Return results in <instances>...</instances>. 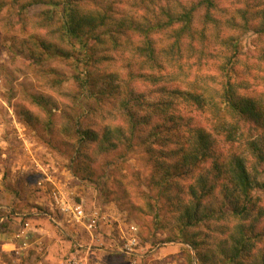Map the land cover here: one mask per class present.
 <instances>
[{
  "label": "rangeland",
  "instance_id": "374dc122",
  "mask_svg": "<svg viewBox=\"0 0 264 264\" xmlns=\"http://www.w3.org/2000/svg\"><path fill=\"white\" fill-rule=\"evenodd\" d=\"M189 9L188 27L182 28L184 21L174 22V32L154 27L156 18L167 21L164 12ZM73 10L90 20L89 27L105 17L89 33L87 60L76 38L58 37L64 14ZM263 22L264 0H0V218H8L0 220V244L11 238L10 223L20 213L43 218L42 230L27 245H0V264H60L67 257L70 264L73 256L79 264H202L198 253L210 255L205 264H237L230 255H216L223 246L229 251L231 236L253 220H260L255 233L264 229V191L253 189L252 209L235 215L232 193L250 203L226 174L218 175L217 165L240 155L251 176L263 182L264 161L251 149L264 144V120L226 115L216 121L211 103L198 108L180 102L165 111L177 121L153 113L154 126L138 125L130 142L118 131L107 132L126 125L121 100L132 96V88L154 104L161 101L157 84L196 88L213 106L219 104L227 75L222 66L230 58L237 70L229 73L235 90L264 100ZM142 25L149 29L142 31ZM145 36L154 42L148 63L146 55L143 62L138 56ZM46 40L52 41L50 49ZM87 73V83H81ZM186 122L211 134L212 151L200 157L192 175L176 179L177 155L165 152L196 146L197 137L181 125ZM233 127L237 134L229 140ZM152 129L159 135L153 138ZM201 173L215 185L205 204L215 216L184 230L181 214L194 202L189 185ZM54 193L82 204L90 219L78 221L52 207ZM62 242L69 247L63 249ZM252 243L257 261L264 235Z\"/></svg>",
  "mask_w": 264,
  "mask_h": 264
},
{
  "label": "trees",
  "instance_id": "16d2710c",
  "mask_svg": "<svg viewBox=\"0 0 264 264\" xmlns=\"http://www.w3.org/2000/svg\"><path fill=\"white\" fill-rule=\"evenodd\" d=\"M169 11L164 12L167 15V21L164 22V20H158L156 18L157 23L154 27H157L160 30L168 29L172 30L173 32L176 31V26L174 25V22L176 21H184L183 27H188L189 22L191 21L193 9L184 10L180 13H172ZM78 15V16H77ZM93 15H99V14H93ZM101 16V17H100ZM99 18L105 19L104 15H100ZM146 19V24H148L149 20H151L149 23H152V19ZM99 22H93L92 26L90 25V20L84 16V14L78 13V11L73 10L72 12H68L67 14H64L63 17V24L61 29H59L58 37L62 39V41L66 42V39L63 37L65 35L70 37H74L78 40V42L81 45V54L84 57V60H87V58H90V55L87 53L88 50V44H89V33H92V30L97 29L100 25L104 24V20ZM122 26H119L118 29H120ZM141 27V28H140ZM138 28H140L142 31L146 32L149 28L145 25H142ZM147 28V29H146ZM259 31L264 34V22L263 25L260 26ZM180 34V32H179ZM63 37H62V36ZM145 45H140L138 47L140 54L138 53V56L141 57L140 61L143 62V55H146V62L150 61L153 57L154 53L152 51V47H154V42L152 39L145 36ZM46 43V48L50 49L53 44L52 41L44 42ZM113 43L115 44V47L121 46V42L117 39L113 40ZM179 42L177 41L175 43V47L178 48ZM58 49V45L56 46ZM151 56V57H150ZM101 63V62H99ZM144 64V63H143ZM235 60L233 61L231 58L224 63L222 66V71H225L226 76V82L223 86L222 94L220 96L221 102L218 104L216 101L213 106L212 99L208 100V98H205L200 94V92H197L196 88L191 89H182L179 88L178 85H158V92L161 95L160 102H155L157 105L158 110H153L156 105L154 102H147L145 101V98H143L144 92L138 91L135 88H132L131 94L129 98H122L121 103L124 106L123 108H126V125H119L115 126L112 130H108L107 133H113L114 131H118L123 137H125L126 141L130 142L132 140V136L134 132L136 131L138 125L143 124L145 127L147 126H154V122L152 119H149V116H152L153 113H163L166 114V118L169 120L177 121L179 117L175 115H167L165 111L173 108L174 104H179L180 102H189L192 103V105L198 106V108L207 107L209 103H211L212 109L214 112V118L216 121H223L222 119L226 115H240V117H248L250 119H253L255 121H263L264 120V100H256L254 97L247 96L246 94L239 93L235 90L232 77L229 73H236L237 70L235 68ZM88 74H86L85 78L81 83L88 81ZM222 75V74H221ZM112 79H109L106 81L107 84L110 83ZM159 79L158 77H153V81L157 82ZM84 83V84H85ZM118 89V86H116ZM116 89V91H117ZM85 91V90H84ZM93 91V90H92ZM95 95V94H94ZM139 111H146L147 114L140 115ZM90 112V111H89ZM179 114V112H177ZM176 114V113H175ZM156 128L161 127L160 122H155ZM223 123V122H222ZM264 123V121H263ZM180 125V124H179ZM181 125H188L187 132L190 135L191 133L197 137V144L195 147H191L190 149L186 145H183L181 147H178V149H174V151H166L165 155H169V153H175L177 155L178 161L176 164H174V169L176 175H173L176 179L180 176H187L192 175L194 173V165L198 163V160H200V157L204 156L206 157L208 154L211 153L212 149V139L211 134L206 132L204 129L197 127L196 131L193 127H191L190 122H186L185 124ZM112 125L109 126V129H111ZM125 127V128H124ZM179 128V126H178ZM125 129L127 132L131 133L128 137L126 136ZM171 129H174L173 126H171ZM181 130V129H180ZM238 130V129H237ZM122 132V133H121ZM196 132V133H195ZM123 134V135H122ZM236 127L231 128V130L227 131V139L233 140L236 136ZM90 135V134H88ZM112 135V134H111ZM151 135L154 137L158 136L159 133L154 131L152 129ZM149 135L150 137H152ZM120 137V136H119ZM148 139L150 137L146 136ZM188 135L185 134L186 142H189V138H187ZM155 141V140H154ZM262 145H252L251 153L254 155V157L262 163L264 161V148ZM168 157V156H167ZM259 172H264V162L263 165H260ZM162 167V166H161ZM172 168V166L170 167ZM217 168L219 170L218 175L220 174H226L233 184V188L237 191L241 190L242 196L244 197L243 201L247 199L246 201H249L250 204L241 202L237 199L236 194H233V198L230 200L232 203V206L234 208L235 215H243L244 213L250 211L256 203V197L252 196L251 193L253 189H256L257 187H262L264 191V181H257L255 177H252L249 171L246 169V162L244 157L242 158L240 155L235 154L233 157L228 159L227 161H223L222 165L218 164ZM163 169V167H162ZM258 171L256 174L259 173ZM209 178L204 174H198L196 175L194 182L191 183L190 186V193L192 194L194 198V202L192 205H188L185 207L184 212L181 214V222L183 225V228H189L194 225V223L200 222L205 217H214L215 214H213V211L207 212L205 209V204L208 203L207 200L209 197H211L213 194V188L215 185L208 184ZM168 183V179L164 181V184ZM252 205V206H251ZM217 216V215H216ZM259 219V216H258ZM260 221V220H259ZM259 221L253 220V223L251 226H249L246 229H240L237 234H234L231 236V242L230 246L231 249L229 251L224 250V246L220 248V251L216 255V259L219 258L222 253L226 255H230V262H236L237 264H264V253L260 254V257L256 261L255 259L257 257H254L252 253H250L251 245H253L252 241L257 237L260 238V236L264 235V229L261 231H258L255 233V228L258 225ZM199 261L202 264L208 263L210 260L209 254H201L198 253ZM215 259V260H216ZM218 260V259H217ZM222 261V259H219Z\"/></svg>",
  "mask_w": 264,
  "mask_h": 264
},
{
  "label": "crops",
  "instance_id": "0c3cea01",
  "mask_svg": "<svg viewBox=\"0 0 264 264\" xmlns=\"http://www.w3.org/2000/svg\"><path fill=\"white\" fill-rule=\"evenodd\" d=\"M33 214L36 216L30 217V216H27V214H25V213H23V215H21V213H20V215H17V217H14V219H13V221H11L10 225H13L15 230L10 234L9 237H11V238H8V240L3 241V243L0 244L2 246V249L7 247V246L10 247V249H15V246H17L16 242H20V243H23L24 245H27L29 243L30 239H32V237L34 238L35 236L39 235L38 231L42 230L40 225H41V221H43V220H41L42 217H38L39 213L34 212V213H32V215ZM27 223H28V225L26 226ZM22 230H24V233L21 232ZM63 242H65V240H63ZM63 242H62V246L64 247L63 249H67L69 246H67L66 244H63ZM35 243H37V242H35ZM73 245L70 248L73 249L74 246H76V245H74V246ZM42 247H44V246L40 247L41 250H43ZM38 248H36L37 251H39V249H40V248L39 249ZM60 249H61V247H60ZM60 249L56 248L55 251H59ZM16 251H18V248L16 249ZM38 253H41V252H38ZM63 263L68 264V257H67V259L60 261V264H63Z\"/></svg>",
  "mask_w": 264,
  "mask_h": 264
},
{
  "label": "built area",
  "instance_id": "2783aa9c",
  "mask_svg": "<svg viewBox=\"0 0 264 264\" xmlns=\"http://www.w3.org/2000/svg\"><path fill=\"white\" fill-rule=\"evenodd\" d=\"M52 207L57 208L61 212H68L71 213L73 218H75L78 221H83L85 218H88V214L86 213V210L84 209L83 205L76 202H70L67 200L65 196H62L60 193H54L53 198L51 200ZM46 214V213H45ZM50 218L54 219L52 215H48ZM8 218L1 217L0 220L3 221ZM90 219V216L89 218ZM85 222V221H84ZM95 220H91L89 224L90 227L95 226ZM28 223L26 224V226ZM24 233V230L21 231ZM81 261L76 258V256H73L69 259L70 264H79Z\"/></svg>",
  "mask_w": 264,
  "mask_h": 264
}]
</instances>
